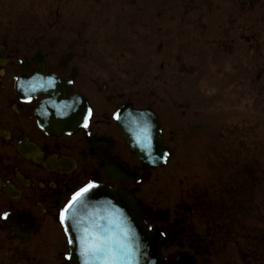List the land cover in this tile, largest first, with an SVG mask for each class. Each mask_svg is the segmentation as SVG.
<instances>
[{
  "label": "flooded vegetation",
  "instance_id": "af4514ba",
  "mask_svg": "<svg viewBox=\"0 0 264 264\" xmlns=\"http://www.w3.org/2000/svg\"><path fill=\"white\" fill-rule=\"evenodd\" d=\"M1 23L9 28H0V213L32 219L13 233L0 219V264H67L59 214L74 194L90 182L117 187L115 164L145 175L113 121L128 107L157 116L177 157L164 189L144 202L167 263L184 252L198 264H264V0H0ZM41 65L68 82L65 98L91 109L87 128L48 133L37 109L51 97L16 93L17 78ZM208 82L247 86V127L239 112L207 110L220 98L191 95L193 83ZM132 87L155 95L130 98ZM25 144L34 155L29 147L21 155ZM53 159L66 162L55 169ZM204 163L221 213L235 214L238 255L204 208L196 173ZM123 181L133 195L142 183Z\"/></svg>",
  "mask_w": 264,
  "mask_h": 264
},
{
  "label": "snow or ice",
  "instance_id": "6c2138e0",
  "mask_svg": "<svg viewBox=\"0 0 264 264\" xmlns=\"http://www.w3.org/2000/svg\"><path fill=\"white\" fill-rule=\"evenodd\" d=\"M91 115V109H89ZM119 114H116V119H119ZM87 128V120L84 123ZM169 154H165L164 161L167 162ZM97 185L89 183L84 188L80 189L74 194L72 200L59 214V223L64 228L65 235L68 236V244H73V239L70 236L68 221L70 219L66 214L70 212L75 203L79 202L83 197L87 196ZM10 212L0 213V219L8 220ZM80 255L85 258V264H131L135 253L127 243L117 241L114 238L108 237L106 234H93L92 232H85L79 239ZM66 260H71V255L65 256Z\"/></svg>",
  "mask_w": 264,
  "mask_h": 264
},
{
  "label": "water",
  "instance_id": "95a60500",
  "mask_svg": "<svg viewBox=\"0 0 264 264\" xmlns=\"http://www.w3.org/2000/svg\"><path fill=\"white\" fill-rule=\"evenodd\" d=\"M147 119V117H143ZM153 137H156V134H153ZM132 140V138H131ZM134 152L137 153L139 157L143 156L142 150L139 147H133ZM88 197H85L82 202H86L88 205L85 210H81L78 221L81 223H91V222H104V223H112L113 221L116 223L130 224L133 227L134 233L136 230V225L138 223L137 212L135 210L134 204L129 200L127 209H125L122 199L115 194L109 195L104 194L101 197L91 199L88 201ZM112 208L114 211H112ZM70 223V222H69ZM130 232V231H129ZM144 250L146 255L144 258L146 260L147 256L154 255L155 253L152 251L154 246L153 239L147 234L144 229ZM129 244L134 242L133 238L128 237ZM149 263H153L149 261Z\"/></svg>",
  "mask_w": 264,
  "mask_h": 264
},
{
  "label": "rangeland",
  "instance_id": "374dc122",
  "mask_svg": "<svg viewBox=\"0 0 264 264\" xmlns=\"http://www.w3.org/2000/svg\"><path fill=\"white\" fill-rule=\"evenodd\" d=\"M29 24H25V27H27ZM38 25V24H36ZM13 30H18V23L12 24ZM0 28L4 31V29L9 28V24L7 23H1ZM194 85V83H193ZM191 87V95L192 93L199 92L200 96H207L210 98H220L218 100V103L215 105H211L210 108H215L217 106L219 108V114L222 112H239V120H240V127H247L248 125V118L247 114L243 113L242 110H246L249 104V98L247 96V93L244 91V89L247 87H236L234 84L230 87H224L222 86L221 82H208L206 84H203L201 86H193ZM143 89V88H142ZM164 89V88H163ZM135 90L138 89L136 87L128 88L126 90L127 96L130 98H150L151 95H155L154 93L149 92L150 87L148 89H143V93L139 95L138 93H135ZM144 91H146L144 93ZM163 93V91H162ZM220 93L221 95H218ZM244 97V98H242ZM227 102H235L233 105H227L225 103ZM240 102V103H239ZM231 123V120H229V124ZM202 183H205L204 177L202 179ZM219 192L215 190L214 195L218 196ZM211 201H215L214 198ZM227 220L226 224L228 226V232L231 233L235 230L233 224H231V220L235 218L234 213H224L222 214Z\"/></svg>",
  "mask_w": 264,
  "mask_h": 264
}]
</instances>
